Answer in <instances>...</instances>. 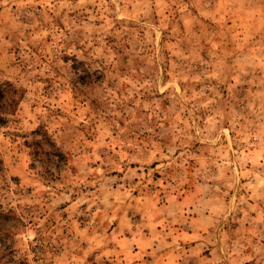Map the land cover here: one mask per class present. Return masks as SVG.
I'll return each mask as SVG.
<instances>
[{"label":"rangeland","instance_id":"1","mask_svg":"<svg viewBox=\"0 0 264 264\" xmlns=\"http://www.w3.org/2000/svg\"><path fill=\"white\" fill-rule=\"evenodd\" d=\"M6 80L0 264H264V0H0Z\"/></svg>","mask_w":264,"mask_h":264},{"label":"trees","instance_id":"2","mask_svg":"<svg viewBox=\"0 0 264 264\" xmlns=\"http://www.w3.org/2000/svg\"><path fill=\"white\" fill-rule=\"evenodd\" d=\"M23 90L14 86L8 80L0 82V115L12 113L21 98L23 97ZM54 145L51 146V151Z\"/></svg>","mask_w":264,"mask_h":264}]
</instances>
